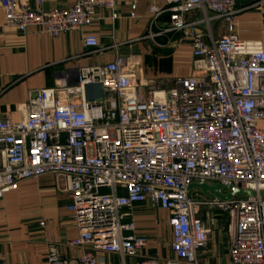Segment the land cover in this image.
I'll use <instances>...</instances> for the list:
<instances>
[{
    "label": "built area",
    "instance_id": "1",
    "mask_svg": "<svg viewBox=\"0 0 264 264\" xmlns=\"http://www.w3.org/2000/svg\"><path fill=\"white\" fill-rule=\"evenodd\" d=\"M147 1L150 30L168 13L164 32H181L180 41L190 42L191 74L137 81L136 58L118 55L78 69L74 81L65 73L38 90L21 120L0 118V198L24 180L62 176L79 231L64 244L80 249L76 264H109L107 256L120 264H264V197L221 200L188 189L207 183L264 191V43L240 39L235 24L239 3L264 0H165V7ZM0 7L6 27L37 28L53 39L91 24L99 8L116 18V0H77L52 10L42 0L35 8L26 0H0ZM196 11L201 22L188 21ZM208 12L221 22L218 37ZM83 42L99 46L93 35ZM142 203L168 213L166 258L136 259L149 238L128 217ZM215 213L227 218L226 263H213L221 257L208 251ZM47 260L70 264L53 246Z\"/></svg>",
    "mask_w": 264,
    "mask_h": 264
},
{
    "label": "crops",
    "instance_id": "2",
    "mask_svg": "<svg viewBox=\"0 0 264 264\" xmlns=\"http://www.w3.org/2000/svg\"><path fill=\"white\" fill-rule=\"evenodd\" d=\"M42 1L46 10H52L70 8L77 0ZM26 2L31 8L38 4V0ZM156 2L161 7L166 6L165 0ZM237 11L238 37L264 43V4L239 3ZM115 12L114 19L110 10L99 8L91 24L53 39L37 28L21 33L6 27L0 7V118L21 120L33 93L54 86L65 73H70L74 81L78 69L110 63L118 55L136 58L137 81H171L191 74L192 47L188 40L180 41L181 32H164L169 21L168 13L161 15L150 30L151 14L147 0H116ZM207 17L210 30L218 37L221 22L211 12ZM203 18L201 11L187 15L188 21L201 22ZM199 26L207 29L204 23ZM88 35L98 38L97 49L84 46L83 39ZM259 125L264 128V121ZM64 188L62 176L48 173L24 180L16 190L0 198V264H49L47 254L52 246L58 249L62 258L76 264L80 249L64 244L65 240L79 234L72 213L67 210L69 200ZM196 192L201 193L197 189L191 191ZM129 213L128 219L135 222L137 232L149 238L147 248L136 259L168 257L167 242L171 238L168 213L149 203L135 204ZM212 249L221 257V260L212 262L226 263V253L220 255L215 245ZM113 262L112 256H107V263Z\"/></svg>",
    "mask_w": 264,
    "mask_h": 264
},
{
    "label": "water",
    "instance_id": "3",
    "mask_svg": "<svg viewBox=\"0 0 264 264\" xmlns=\"http://www.w3.org/2000/svg\"><path fill=\"white\" fill-rule=\"evenodd\" d=\"M36 95L37 93L35 92L33 94V97H35ZM188 189L189 191L197 189L204 196L208 198H218L221 200L232 199L236 196H244L249 199H252L253 197H256L257 195H259L260 197H264V191H260L257 193L252 190H241V189L234 188L232 186L225 187L221 184L210 185L207 183H193L189 186ZM226 191H230V192H226Z\"/></svg>",
    "mask_w": 264,
    "mask_h": 264
},
{
    "label": "rangeland",
    "instance_id": "4",
    "mask_svg": "<svg viewBox=\"0 0 264 264\" xmlns=\"http://www.w3.org/2000/svg\"><path fill=\"white\" fill-rule=\"evenodd\" d=\"M108 190L102 189L101 193H106ZM211 221L214 225V229L212 234L209 237L208 241V251H212L213 245L218 249L220 252V255L224 256V254L227 252L228 243H229V236L227 234V218L225 216H222L221 214L215 213L214 217L211 218ZM212 253V252H211ZM199 258L202 257V251H199L198 253ZM113 263L114 264H120V260L112 256Z\"/></svg>",
    "mask_w": 264,
    "mask_h": 264
}]
</instances>
